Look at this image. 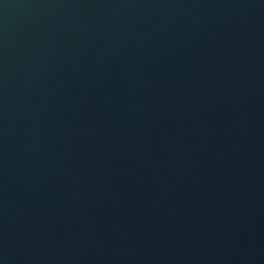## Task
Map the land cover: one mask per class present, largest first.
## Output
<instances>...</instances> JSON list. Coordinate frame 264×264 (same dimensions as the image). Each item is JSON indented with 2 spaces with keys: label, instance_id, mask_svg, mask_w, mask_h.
Wrapping results in <instances>:
<instances>
[{
  "label": "water",
  "instance_id": "95a60500",
  "mask_svg": "<svg viewBox=\"0 0 264 264\" xmlns=\"http://www.w3.org/2000/svg\"><path fill=\"white\" fill-rule=\"evenodd\" d=\"M0 264H264V0H0Z\"/></svg>",
  "mask_w": 264,
  "mask_h": 264
}]
</instances>
